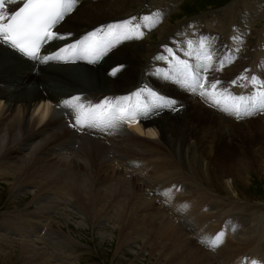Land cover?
<instances>
[{"label": "bare ground", "instance_id": "obj_1", "mask_svg": "<svg viewBox=\"0 0 264 264\" xmlns=\"http://www.w3.org/2000/svg\"><path fill=\"white\" fill-rule=\"evenodd\" d=\"M21 1L17 0V3L10 2V4L17 6ZM83 1L81 7L78 6V2L74 5V15L71 16L69 13V17L61 25V30L64 31L61 36L64 38L56 39L54 44L49 45L46 49V54L49 55H43V53V56L55 55L53 53L58 46L85 32L81 29L111 20H114L115 23L118 19L128 16L136 19L143 18L150 12L149 2L146 3L145 7L148 6V8L145 10L138 11V8H134L135 6L142 7L148 0ZM180 1L157 0L154 6L160 7L162 12H155V16L159 20L165 19L173 5L180 4ZM84 8H86L84 12L74 21V18ZM248 9L253 11L254 16L260 13V10L254 11L251 7ZM92 13L94 15L91 18L89 15ZM180 24H172L170 19L163 23L158 22L157 25L161 26L147 39L149 26L145 27L144 22H142L140 32L143 35L140 36L142 37L140 39L133 38L131 33H129L131 36L129 39H124L123 36L111 38L114 46L108 48L103 55H100L103 48L97 51L96 55H92L91 52L78 54L77 50L72 60L67 57L70 53L63 54L60 51L58 53L64 59L43 63L39 70L36 69L35 62L19 56L8 45L0 43V85L9 84L12 86V89L0 87V104L3 103L0 106V178L9 176L8 180H4L11 183L8 185L9 188L11 187L12 191H16L18 194L22 193L31 199L27 208L32 204H41V208L38 210L39 216L35 219L40 221L39 224L42 227L45 225L44 223L53 220L52 214L58 211H61L63 217L66 218H75V215H79L78 222L81 224L87 223L88 219L92 223L101 219L105 220L104 222L113 221L117 224L128 222L138 229L141 226L140 231L135 233L136 237L142 238L140 237L141 234H154V237H158L162 243L165 242V244L172 247L174 250V252L172 251L173 258H176L174 264H212L206 253L196 244L191 243L186 234L178 231L174 226L175 222L165 221L168 214L159 212L160 208L157 210V207L171 205L182 208L179 212L180 217L197 222L200 226L204 224L208 227H213L214 224H222L227 218L223 216L230 215V208L227 207L225 213L218 208L215 212L208 211L209 205L203 203V197L208 194L206 193L209 192L208 190H211L209 187L215 185L209 184L205 174L200 173L202 161L196 157L191 159L190 155L187 156L188 150L183 149L185 140L177 141L174 146L170 140L162 139V142H150L143 139L142 135L139 134L146 132L148 135H155L153 130L157 129L163 118L177 117L180 112L174 114L172 111L175 108L174 106L163 110H153L148 117L140 116L139 121L142 120L143 128L134 126L138 120L137 118L134 120L129 118L127 121L133 127L130 128L132 129L130 132H122V134L120 130L122 123H119L120 125L116 130L109 129L111 137L106 138L87 128L80 127V132L77 129L69 128L67 114H73V112L70 108L64 106L60 108L52 104L59 101L63 105L65 100L72 97H80L82 101L99 99L104 96H122L129 91L128 95L132 94L134 88L139 86L140 83H143L140 87H143L144 83H154L169 95H172V92L176 95L184 94V91L178 88L176 79L166 80L157 74V70L162 73L165 72V66H168L167 69L170 71L173 68L174 60L167 53L168 50L164 49L162 51L166 47V41L175 45L179 48V52L181 51L184 54V50H189L186 47L188 24L184 29L180 27V32L175 34V44L170 39L173 34L172 31ZM215 27L223 32L224 37L221 40H225V43L229 45L235 42L232 35L229 34V30L224 31L219 25ZM68 33H74L75 35L72 37ZM154 34L158 36V41H155ZM102 37L109 38L110 36L103 35ZM126 49H129V54L127 55L126 51L122 53V56L125 57H118V54ZM169 49L176 52V48L170 47ZM160 50L162 51L161 55ZM184 54L179 55L189 62L188 56ZM159 57H167V59H159ZM91 60H96V62L91 63ZM192 65L195 66L196 64ZM194 70L199 71L195 67ZM166 72L169 73V71ZM217 72L222 73L224 70L219 66ZM46 73H48L47 76ZM8 75L13 77L7 79ZM169 75H172V73H169ZM241 77L239 76L235 80L236 83L241 82L240 86L235 87L236 90L246 88L244 87L246 79L242 81ZM209 79L212 81V73H210ZM164 86H169L171 92L169 93ZM181 91L183 92L180 93ZM153 103L154 101L151 99L145 100V106H151ZM193 103L192 111L197 116L202 115L201 110L208 108L198 98V95L197 100ZM213 114L225 119H219L221 122H227L226 117L219 114V112ZM223 129L225 130L226 127L224 126ZM181 150L184 151L181 152ZM116 152L119 155L115 154ZM182 156L185 158L186 166L182 162ZM213 159L214 156L210 152L209 161ZM132 175L133 178H131ZM190 180L200 185L197 190L193 189L192 192H195V194L191 197L183 195L179 185L182 181ZM184 184L189 188L188 185L190 184ZM156 189L157 191H155ZM147 194L150 196L161 194L162 196L152 198ZM197 195L201 196L198 200ZM209 196L207 195L208 198H210ZM157 199L158 201H156ZM210 199L209 204L214 200L213 198ZM223 205L225 206L224 203ZM229 207L233 208V206ZM46 210L47 212H44ZM100 212L103 213L102 217ZM21 213L22 222L17 223V228L15 227L12 230L9 227V230L7 227H0V239L2 237L12 241L17 239V241H21L22 245V238H24V242H29L23 243L24 250L27 251L30 247L36 250L37 246L35 245L38 244L34 243L35 240L32 237L41 232L42 229L37 231L36 222L34 223L23 211L18 212L17 215L20 216ZM170 218L173 220L172 217ZM254 221L259 225L263 223L258 218ZM228 222H230V219L226 220L227 224ZM257 224L255 225L256 228ZM217 228H212V230L216 231ZM51 232L47 236L52 238ZM223 233V242H226L232 253L234 252L232 248L236 250L235 255L249 251L258 257V253L261 252L260 247L264 246V226H260L258 231L250 230L246 235L237 238L231 236L228 229ZM253 233L255 241L249 246H244ZM66 234L61 236L65 238ZM14 235L17 237L14 238ZM194 237L198 242H201L198 240L200 237ZM37 238L41 239L38 236ZM131 238H133L132 235ZM67 239L70 240V238ZM74 242L78 243L76 240ZM69 244L67 243V245ZM69 250H72L73 254L74 248ZM235 258H238V256H235ZM66 260L68 261L69 258H66ZM65 261H62L61 264H65Z\"/></svg>", "mask_w": 264, "mask_h": 264}, {"label": "rangeland", "instance_id": "obj_2", "mask_svg": "<svg viewBox=\"0 0 264 264\" xmlns=\"http://www.w3.org/2000/svg\"><path fill=\"white\" fill-rule=\"evenodd\" d=\"M156 1L157 0H148L142 7L139 8V6H135L134 8H138V11L141 9L145 10L148 8V6L145 7V5L147 2H149V10H151L155 8L154 3ZM83 2L84 1L81 0V4L79 5L80 2L78 1V6H83ZM103 2H107V0H103ZM247 7L253 8L254 11L260 10V13L254 16L253 11L249 10ZM86 8L80 11V13L74 18V21L81 15V13L84 12ZM263 9L264 0H181L180 4H176L175 6L173 5V7L168 11L165 19L159 20L153 11H150L146 15L152 17V21L154 22V24L150 25L147 30V39H149V37L159 29V26H161L157 25L158 22L163 23L170 19L172 24L177 25L181 23L178 27L174 28L175 30L172 31L173 34L170 37L173 44H175V34L180 32V27L184 29L186 24H188L189 27L187 28L186 32L187 48V42L189 40L193 42L194 48H197L199 42L203 40L205 42L206 49L210 54L214 52V50L224 52L225 50L223 47L228 50V54L223 58V60H218V57L214 55V59L207 62L210 65L209 71L212 73L211 83L230 79L232 81L230 83L233 86V81H235L237 77L248 76L251 71L261 73L262 77L264 78ZM74 13L71 16H73ZM205 13L208 16L205 15ZM93 15L94 13L90 14L89 16L92 18ZM197 21L199 22L198 30ZM135 22H140L142 27V22L144 21L142 17H139L135 20ZM217 25H219L221 29L223 28L222 30L224 31H230L229 34L232 35L233 41H235L232 43V45L225 43V40H221L224 37L223 32H220V30H218L219 28L217 27L215 29L213 28ZM209 27H212V30H210ZM247 28L252 30L251 34L247 32ZM236 37H239V40L235 39ZM105 39H108V37H105ZM154 39L155 41L159 40L157 35L154 36ZM245 39H248L247 43L249 46L248 47L246 45V48L242 46ZM109 41L113 42L112 39H109L108 42ZM165 45L166 47H164L162 51L164 49L168 50L170 47H173L176 48V53H179V48H177L175 45L169 44L168 41L165 42ZM231 50L240 51L241 58L238 60L237 55H229ZM126 51L128 55L129 49H126L119 53L118 57H125L122 56V53ZM162 51L160 50L161 53L158 51L160 55L162 54ZM187 51L189 50H184L185 53ZM180 53L182 52L180 51ZM188 58L189 63L191 64L195 65L200 63V61H198L195 56ZM183 60L185 59L183 58ZM225 60L226 62L227 60H235L238 62L236 63L234 61L232 64H228L229 68L226 71L218 73L217 69L219 68L221 61L225 62ZM234 63L236 64L233 66ZM245 67L249 68L250 70H247ZM240 69L245 71L243 75ZM257 69H259L261 72L257 71ZM199 71L203 72V70ZM236 71L238 72L237 76L234 73ZM47 74L48 73H46V76ZM12 77V75H8L7 79H11ZM176 80L178 83V88L184 91V94L181 95H176V93L172 92V96L176 97L173 98V100L176 101L174 107L181 108L180 114L178 112L179 116L163 118L159 122L157 129L153 130L155 135H148L146 132L139 134L142 135L143 139H146L150 142H162V139L170 140L174 146L177 141L185 140L183 149L188 150L187 156L189 157L190 155L191 159L196 157L202 161L200 167V169H202L200 173L205 174L209 184L215 185L213 187H209L211 190H208L209 192H206L208 194L203 197V203L209 205L208 211L215 212L216 208H218L221 210V212L225 213V211L230 208V215L223 217H227L230 219V223H234V232L230 233L231 236L235 238L239 236L241 237V235H246V233L250 230H254V232L258 231L260 226H264V117H248L246 120L240 122L226 118L227 122L223 123L219 120L223 118L217 117L213 114L217 111L209 107L206 108V110L205 108L204 110H201L202 115L197 116L192 111V108L194 107L193 101L197 100L196 92L194 93L190 89L185 88L182 83L178 82V79ZM0 87L4 89H12V86L9 84L0 85ZM164 87L169 93L171 92L169 86ZM218 87L222 88L220 85H218ZM244 87H246V85ZM2 105L3 103L0 104V106ZM224 126L226 127V131L223 129ZM120 130L121 133H128L132 129H127L123 126ZM177 149L180 151L179 148ZM183 151L184 150H181V152ZM210 152H212L214 159L209 161ZM115 154L119 155L118 152ZM182 162L186 166V161L183 156ZM208 167L209 170L207 171ZM133 177L134 176L132 175L131 178ZM4 178H0V227H7L9 230V227H11L12 230L15 229L17 223L22 222V213L20 216L17 214L18 212L23 211L28 215V217L31 218V220L34 221V223L36 222L35 226L37 231L40 229H42V231L38 232L34 237H32V239L35 240L34 243L38 244L35 245L37 246V249L35 248L36 250H34L32 247H30L27 251L24 250L23 243H29L24 242V238H22L21 245V241H17V239H13L14 241L9 239V241L5 237H2V239H0V264H61L66 258H69V260H66L65 264L176 263V261H174L176 258H173L172 255V251L174 252L172 247L165 244V242L162 243L158 237H154V234H141L140 237L142 238L136 237L135 233L140 231L141 226L138 229L135 228L132 223L123 222V224H117L113 221L104 222L105 220L101 219L98 222H95V225V223H92L90 219H88L87 223L81 224L78 222L79 215H75V218H66L63 217V213L61 214V211H58L57 213L52 214L53 220L48 221V223H44L45 225L42 227L39 224L40 221L35 219L37 216H39L38 210L41 208V204H32L29 206V208H27L31 202V199L22 193L18 194V192L12 191V188L10 187V189L8 186L11 183H8V181H6V183L4 181L8 180L9 176ZM186 182H188L187 185L190 184L188 185L189 188L186 187L184 183H181L182 185H180V187L183 191V195L191 197V195L195 194V192H192L194 191L193 189L197 190L200 185L191 180ZM207 182L205 181L206 184H208ZM195 186L196 188H194ZM155 191H157V189ZM147 195L152 198L162 196L161 194H155L153 196H150L149 194ZM207 195H210L209 197L214 199L210 204L209 202L211 199L208 198ZM197 197V200L201 198L200 195H197ZM156 201H158V199ZM229 206H233V208ZM181 209L182 208L171 205L157 207L159 212H164L166 215L168 214L165 221L170 223H172V221L173 223L175 222L174 226L178 229V231L180 233L186 234L187 239H189L191 243L196 244L197 247L206 253L208 257H210L212 264H233L234 260L237 262L236 264H252L246 259V257H244V255H248L249 257L256 260V262L259 261V264H264V246L260 247L261 252L260 254L258 253V257L249 251H244V254L241 253L242 255H235L236 250L232 248L234 251L232 253L231 249L227 247L226 242L222 243L225 245V250L218 253H211L202 246L201 242L210 239L209 236L215 231L212 230V227L205 226L204 224L200 226L197 222L188 220L185 217H180L179 212ZM44 212H47V210ZM102 214L103 213L100 212L101 217ZM170 217H172L173 220ZM257 218L260 222H263L262 225H259L254 221ZM59 221L60 223H58ZM247 222H249V226L247 225ZM256 224L258 230L255 226ZM97 229L100 230L98 231ZM202 230L206 232L207 235H204ZM50 232L53 235L52 238L51 236H47ZM65 234V238L64 236H61ZM131 235L133 238L130 239ZM37 236L41 239H38ZM194 236L202 238L203 241L198 242ZM13 237L16 238L17 236L14 235ZM59 237L60 239H58ZM67 238H70V240ZM111 238L114 239L112 240ZM74 240H76L78 243L74 242ZM254 241L255 236L253 233L250 240L244 246H249ZM67 243H70V246L67 245ZM67 246H69L71 249L74 248L73 254L72 250H69L70 248L68 247V249ZM235 256H238V258H235ZM43 257L49 259L46 261V259Z\"/></svg>", "mask_w": 264, "mask_h": 264}, {"label": "snow or ice", "instance_id": "obj_3", "mask_svg": "<svg viewBox=\"0 0 264 264\" xmlns=\"http://www.w3.org/2000/svg\"><path fill=\"white\" fill-rule=\"evenodd\" d=\"M10 2L15 4L17 0H0V40L4 44H9L11 47L29 56L32 60H38L42 63L64 59L60 53L52 56H40V47L46 41L64 38L59 33L52 31V29L64 20L67 14L73 11V7L78 0H22V6L14 12L5 10L6 5ZM135 19V17H132L120 24H110L107 26L104 34L113 35L116 38L123 36L124 39L131 38L129 33L137 37L142 36L143 33L140 32L141 24H133ZM142 19L145 27L154 24L152 17L145 16ZM99 31L98 29L96 32L90 33L79 45H70L69 47L73 50H78V54L91 52L92 55H96V52L103 48V51H100V55H103L108 48L114 46L111 41L106 46L100 44L89 45L88 43L90 39L97 36ZM235 39L239 40V37ZM187 46L189 51L185 55L188 57L195 56L200 63L193 66L188 60H180L171 49H168L169 55L174 60L172 75H169L167 72L162 73L160 70H157V74L166 80L178 79V82L194 93L200 90L199 95L202 98L206 97L212 106L235 116L237 119L264 111V81L260 80L257 76H251L250 78L242 76L241 79H249L252 85H259L256 91L250 95L235 96L226 92V90L219 93L213 91L217 89L220 81L210 83L209 89L211 90L205 89L204 84L201 82L203 78L200 71H194V67L195 69L207 72L210 67L207 62L212 61L213 56L206 49L203 40L199 42L197 48L193 47L191 40L187 42ZM66 51L68 49L62 50V52ZM159 59H167V57H159ZM90 62L95 63L96 60H91ZM223 66L224 62L221 61L220 67L222 68ZM233 83L235 84V81ZM144 91H147L148 95L153 97L155 102L151 106H144L139 109L126 110L122 108L120 100L128 99L127 97L120 98L116 102L105 100L95 105H85L81 102L80 97H72L69 100H65L63 106L75 110L74 126L78 125L82 128L87 127L104 131L117 128L119 123L129 118H135L137 115L148 117L153 110L172 108L176 104V101L158 96L151 89L141 90V92ZM140 94L136 93L137 96ZM222 99L230 100L231 103H222ZM223 237L224 233L221 232L216 234L213 239L204 241V243L206 246L215 249L223 243ZM252 264H258V262L253 261Z\"/></svg>", "mask_w": 264, "mask_h": 264}]
</instances>
